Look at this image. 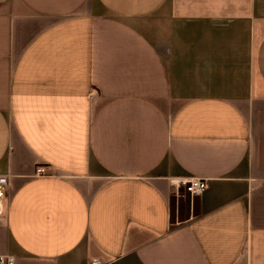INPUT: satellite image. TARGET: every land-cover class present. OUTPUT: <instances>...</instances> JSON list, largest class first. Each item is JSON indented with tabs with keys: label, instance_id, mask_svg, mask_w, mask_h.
Listing matches in <instances>:
<instances>
[{
	"label": "crops",
	"instance_id": "1",
	"mask_svg": "<svg viewBox=\"0 0 264 264\" xmlns=\"http://www.w3.org/2000/svg\"><path fill=\"white\" fill-rule=\"evenodd\" d=\"M0 176L14 264H264V0H0Z\"/></svg>",
	"mask_w": 264,
	"mask_h": 264
},
{
	"label": "built area",
	"instance_id": "2",
	"mask_svg": "<svg viewBox=\"0 0 264 264\" xmlns=\"http://www.w3.org/2000/svg\"><path fill=\"white\" fill-rule=\"evenodd\" d=\"M35 176H46L45 167H37L35 169ZM8 185L9 180L7 176H0V224L3 223L7 215V199H8ZM178 185L185 190L191 196H199L204 192L207 181L201 179H189L184 181H179ZM178 186V187H179ZM0 264H14L13 257L3 256L0 257Z\"/></svg>",
	"mask_w": 264,
	"mask_h": 264
},
{
	"label": "rangeland",
	"instance_id": "3",
	"mask_svg": "<svg viewBox=\"0 0 264 264\" xmlns=\"http://www.w3.org/2000/svg\"><path fill=\"white\" fill-rule=\"evenodd\" d=\"M142 30L147 33V24H143L141 26ZM181 194L183 195V197L179 198V203H177V210H179V217L183 218L185 216V214L187 213V211L189 210L188 207H190L191 205H193V201H194V213L197 211V202H196V197L195 196H191L189 195L185 190H180ZM173 202L175 203V200H173ZM174 206V204H173ZM174 208V207H173ZM192 210V207H190V211Z\"/></svg>",
	"mask_w": 264,
	"mask_h": 264
}]
</instances>
